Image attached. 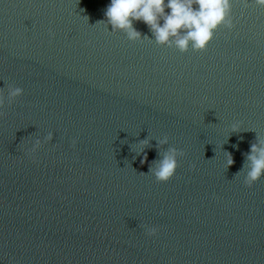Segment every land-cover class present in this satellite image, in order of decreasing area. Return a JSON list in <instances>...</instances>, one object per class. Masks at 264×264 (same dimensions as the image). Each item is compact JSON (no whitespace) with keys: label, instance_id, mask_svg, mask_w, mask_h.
<instances>
[{"label":"water","instance_id":"water-1","mask_svg":"<svg viewBox=\"0 0 264 264\" xmlns=\"http://www.w3.org/2000/svg\"><path fill=\"white\" fill-rule=\"evenodd\" d=\"M109 2L0 0V264H264V176L243 171L264 138V7L231 0L232 27L181 52L141 21L139 40L111 31Z\"/></svg>","mask_w":264,"mask_h":264},{"label":"clouds","instance_id":"clouds-1","mask_svg":"<svg viewBox=\"0 0 264 264\" xmlns=\"http://www.w3.org/2000/svg\"><path fill=\"white\" fill-rule=\"evenodd\" d=\"M254 3L264 7V0H254ZM104 16L106 25H111V31L119 30L129 40L142 38V34L134 27V22L141 21L150 29L157 44L175 47L181 52L189 48L203 50L219 26L232 27L231 0H110ZM22 94V88L8 86L9 102ZM4 99L0 92V107ZM51 136L49 133L45 139ZM147 143V140L141 141V151ZM158 143L167 144L168 137L164 136ZM39 145L40 140L37 139L33 150ZM179 155L176 148L168 147L154 161L150 173L158 181L169 180L175 174ZM246 159L248 164L243 170H246L244 183L250 185L264 176V138L259 140V146L255 143L250 145ZM232 163L231 155L227 154L226 166ZM155 231L154 228H148L149 235Z\"/></svg>","mask_w":264,"mask_h":264}]
</instances>
